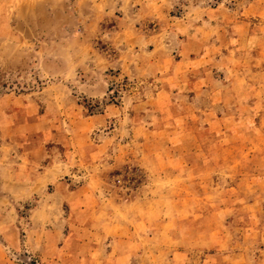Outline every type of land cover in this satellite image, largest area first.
I'll return each instance as SVG.
<instances>
[{"label": "rangeland", "instance_id": "374dc122", "mask_svg": "<svg viewBox=\"0 0 264 264\" xmlns=\"http://www.w3.org/2000/svg\"><path fill=\"white\" fill-rule=\"evenodd\" d=\"M0 264H264V0H0Z\"/></svg>", "mask_w": 264, "mask_h": 264}, {"label": "crops", "instance_id": "0c3cea01", "mask_svg": "<svg viewBox=\"0 0 264 264\" xmlns=\"http://www.w3.org/2000/svg\"><path fill=\"white\" fill-rule=\"evenodd\" d=\"M132 33V32H131ZM117 35L119 36V35H124V32H121V31H118L117 32ZM132 43H134V42H132ZM119 45V44H118ZM122 46L120 47L121 48V50L122 51H131V50H135V46H131L132 44L130 43L129 45L130 46H128V44L126 45V44H121ZM123 57V56H122ZM122 59L120 58L119 60H118V63H117V65L119 66V67H121V70H122V72L123 73H125V74H127V75H130L131 73H133V72H131V70H130V68H131V65L130 64H128L127 62H123L122 63V61H121ZM131 63V62H130ZM42 120H44V119H42ZM44 145V144H43ZM47 146V145H46ZM49 164L51 165V164H53L54 165V167H52V168H55V167H60V174L59 173H57V174H51L52 172H44V174H43V178L44 179H47V180H54V179H57L58 177H61V176H68L70 173H71V171H70V163H65V162H62V161H60L59 159H54L52 162H49Z\"/></svg>", "mask_w": 264, "mask_h": 264}]
</instances>
